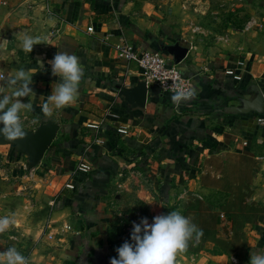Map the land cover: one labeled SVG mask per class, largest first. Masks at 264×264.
I'll list each match as a JSON object with an SVG mask.
<instances>
[{"label": "crops", "instance_id": "0c3cea01", "mask_svg": "<svg viewBox=\"0 0 264 264\" xmlns=\"http://www.w3.org/2000/svg\"><path fill=\"white\" fill-rule=\"evenodd\" d=\"M166 10L162 0H0V42L7 41L0 49V73L7 77L24 68L32 75L35 94L21 98L33 105L20 113L23 129H35L45 119L42 105L53 85L62 82L48 63L57 52L76 55L83 72L72 104L60 109L50 104L51 117L61 126L54 140L60 147L49 149L34 168L17 148H0V217L14 220L0 233V252L15 247L28 264H110L101 244L111 218L103 202L114 177L126 168L154 172L160 184L171 179L173 189L188 184L219 192L225 166L245 158L256 181L264 169V122H259L264 113L227 108L241 106L240 97L254 98L247 90L251 84L264 90V66L260 71L255 58L248 62V56L218 53L214 47L195 49ZM25 34L44 43L26 53ZM124 43L159 51L193 76L195 97L177 103V93L146 82L135 62L118 57ZM227 68L242 79L226 74ZM142 83L143 103L138 99ZM12 90L6 84L0 88L4 94ZM80 162H89L92 171H78ZM250 224L241 249L207 259L249 264L252 251L264 252V215Z\"/></svg>", "mask_w": 264, "mask_h": 264}, {"label": "rangeland", "instance_id": "374dc122", "mask_svg": "<svg viewBox=\"0 0 264 264\" xmlns=\"http://www.w3.org/2000/svg\"><path fill=\"white\" fill-rule=\"evenodd\" d=\"M162 1L166 5V13L173 15L174 23L171 24L192 40L189 45L196 46L195 49L214 47L218 53L248 56V62H253L252 58H255L262 71L264 0ZM249 22L253 24L246 29ZM245 66L246 63L242 67ZM9 146L2 145L0 148L5 150ZM239 163L237 166L240 167H237L236 160H232L225 166L218 185L224 192L200 191L188 184L175 185L173 189L174 181L168 179L157 183L154 180L156 173L140 166L121 170L109 185L108 195L104 198V209L111 218L104 229L101 244L107 248L111 258H118L116 249L126 240L131 242L133 222L139 223L141 218L147 217L152 223L154 216L178 210L203 230V236L198 243L195 239L189 241L188 249L177 255L176 264H214L207 256L246 243L250 223H254L252 214L263 212L264 169L258 171L255 181L248 169L252 162L244 158ZM242 200L247 205L253 204L254 208L240 210ZM221 212L229 221L221 217ZM244 214L251 216L252 221L247 222Z\"/></svg>", "mask_w": 264, "mask_h": 264}, {"label": "clouds", "instance_id": "9594fccd", "mask_svg": "<svg viewBox=\"0 0 264 264\" xmlns=\"http://www.w3.org/2000/svg\"><path fill=\"white\" fill-rule=\"evenodd\" d=\"M6 43V39L0 42V49H6ZM40 43L44 41L39 36L25 34L21 39V47L26 53H31L33 46ZM39 63L43 67V62ZM48 63L51 65L52 75L61 77L62 82L53 85L52 94L42 105L45 122L52 116L53 108L50 104L60 109L74 102L83 76L79 58L67 51L57 52ZM0 82H3L0 87L6 84L13 89L10 94L0 92V124L3 125L0 127V135L9 141L22 139L26 133L21 124L20 113L24 109L32 110L33 105L22 102L21 98L35 94L30 87L32 75L21 68L11 76L0 77ZM191 95V92L180 91L173 96V101L178 103L182 97ZM12 224L13 219L0 217V233L8 230ZM202 236L203 230L178 210L156 215L152 223L148 222L147 217H143L139 223L133 222L131 242L126 240L116 249L118 258H110V264H176L177 255L188 249L189 241L195 239L198 243ZM0 264H28V259L15 247H10L0 252ZM249 264H264V252L252 251Z\"/></svg>", "mask_w": 264, "mask_h": 264}, {"label": "built area", "instance_id": "2783aa9c", "mask_svg": "<svg viewBox=\"0 0 264 264\" xmlns=\"http://www.w3.org/2000/svg\"><path fill=\"white\" fill-rule=\"evenodd\" d=\"M253 22H249L246 29L252 26ZM89 31L93 30V26L88 27ZM118 57L127 61L135 62L138 68L141 70L142 76L146 82L157 84L163 92L179 93L183 91L185 93L191 92V96H187L183 99H191L195 97L197 83L193 76L185 75L182 70L175 64L169 63L168 57L156 50L142 49L137 50L132 44L124 43L117 48ZM239 66H244L245 61H239ZM225 73L232 75L235 80L242 79V75L234 68H227ZM0 77H5L3 73H0ZM259 122H264V119L260 118ZM119 132L126 134L127 128L119 127ZM97 141H100L99 139ZM246 144V142H244ZM93 167L89 162H80L77 166V170L88 174L92 171ZM221 217L225 219V215L222 213ZM70 226H67V228Z\"/></svg>", "mask_w": 264, "mask_h": 264}, {"label": "water", "instance_id": "95a60500", "mask_svg": "<svg viewBox=\"0 0 264 264\" xmlns=\"http://www.w3.org/2000/svg\"><path fill=\"white\" fill-rule=\"evenodd\" d=\"M247 90L248 92L254 94V98L247 99L240 97L242 105L229 107L227 108L228 111L241 114H247L251 112L263 114L264 90L258 84H251ZM138 91L139 101L142 103L145 102V83H142L138 87ZM0 127H3V125L0 124ZM60 127V124L53 117L47 118V122H45V119H43L35 129H23L26 133V136L22 139L9 141L0 135V145H11L17 148L20 153L27 156L28 166L30 168H34L41 163L52 142L56 139Z\"/></svg>", "mask_w": 264, "mask_h": 264}, {"label": "trees", "instance_id": "16d2710c", "mask_svg": "<svg viewBox=\"0 0 264 264\" xmlns=\"http://www.w3.org/2000/svg\"><path fill=\"white\" fill-rule=\"evenodd\" d=\"M54 146H56V147H60V146H58V144L56 143V142H52V144H51V146L49 147V149H51V148H53ZM14 147V146H13ZM220 190H222V189H220ZM222 192H224V190H222ZM210 200V199H209ZM199 201V200H198ZM211 201V200H210ZM213 201V200H212ZM245 207H248V208H251V210L254 208L253 207V204H251V205H247V203L244 201V200H242L241 201V205H240V210H244V208ZM262 211L263 212H259V213H256L255 212V214H252L253 215V218L254 219H252L254 222L256 221V220H258V218L260 217V215H264V207L262 208ZM223 212H221V214H222ZM224 214V213H223ZM225 215V214H224ZM244 216V218H245V220L247 221V222H251L252 220H251V216L249 217V216H247V215H243ZM225 219L227 220V218L225 217ZM227 221H229V220H227ZM216 243H218V244H220L219 243V241L218 240H214ZM244 244H246V243H244ZM244 244L242 243V244H240L239 246H237V247H235L234 249H231V250H228V249H223V250H221L222 251V253H228V254H231V253H234L235 251H237V250H239V249H241L243 246H244ZM222 253H218V254H222Z\"/></svg>", "mask_w": 264, "mask_h": 264}]
</instances>
